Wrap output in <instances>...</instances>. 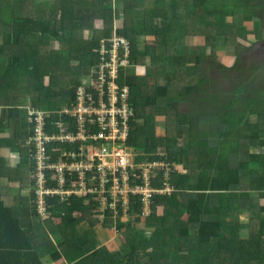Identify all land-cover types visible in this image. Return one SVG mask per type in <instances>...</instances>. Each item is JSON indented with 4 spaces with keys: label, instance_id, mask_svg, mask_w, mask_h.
<instances>
[{
    "label": "trees",
    "instance_id": "1",
    "mask_svg": "<svg viewBox=\"0 0 264 264\" xmlns=\"http://www.w3.org/2000/svg\"><path fill=\"white\" fill-rule=\"evenodd\" d=\"M113 3L0 0V105L8 107V115L17 110L18 120L28 116V107H32L48 111L47 123L71 120L61 110L75 100L85 78L97 76L92 74L100 62L101 40L109 38L117 25V34L130 45L122 81L129 85L135 113L125 143L141 152L139 159L166 161L152 185L161 189L168 183L173 188L171 194L152 197L148 216L143 215L144 204L138 195L130 198L125 217L120 206L115 217L110 207L112 198L106 192L104 219L100 218V193L67 202H60L58 197L50 199L52 216L43 223L61 219L58 227L63 233L54 258L75 249L73 254L80 264L99 260L104 264H264V153L252 148L264 147V109L258 106L255 94L264 90L261 76L256 77L264 69V60L247 64L240 56L242 50L251 47L248 38L261 36L264 27H255L254 19L262 18L264 0H123L119 8ZM135 14L142 17L140 25ZM158 20L163 21L161 26L156 25ZM98 21L103 26L97 27ZM189 37L195 44L185 43ZM145 39L150 41L147 50L152 55L148 63L140 50ZM220 41L226 48L234 45L241 50L238 54L233 51L236 61L229 69L240 74L238 82L249 93L235 99L236 103L234 95L230 100L223 95L215 100L216 93L221 92V80L214 81L204 71L205 64L217 63ZM218 64L227 68L222 60ZM181 73L184 79L179 77ZM197 93L205 109L215 107V102L222 108L229 103L226 119L211 124L207 118V132L192 141L187 135L198 123L174 110L175 118L166 128L170 124L176 128L181 121L186 127L176 134L163 130L157 117L165 114V102L169 105L182 95ZM18 98L28 107L19 109ZM25 98H30L29 102ZM252 115H259L261 120L253 122ZM214 127L216 139L214 132H208ZM50 128L47 126L48 132ZM26 145L29 156L32 146ZM59 146L51 143L48 149ZM207 171L209 174L203 173ZM136 182L142 184V179ZM30 200L31 224L42 222L34 210L32 194ZM76 211L82 212L81 217L73 216ZM85 221L116 229L120 254L98 248L94 239L82 233L79 227ZM27 264L42 263L30 255Z\"/></svg>",
    "mask_w": 264,
    "mask_h": 264
},
{
    "label": "built area",
    "instance_id": "2",
    "mask_svg": "<svg viewBox=\"0 0 264 264\" xmlns=\"http://www.w3.org/2000/svg\"><path fill=\"white\" fill-rule=\"evenodd\" d=\"M129 53L127 39L119 36L116 28L109 39L101 40L100 62L92 74L97 76L80 84L75 100L61 110L71 120L62 118L47 123V110L29 108L31 193L39 219L52 216L49 200L56 197L67 202L73 197L83 199L100 193L103 195L99 199L100 218L104 219L108 206L106 192L112 198L110 207L115 217L119 206L124 217L127 215L132 196L141 197L143 215L148 216L155 194L172 193V185L168 183L161 189L152 185L167 162L139 159L125 143L130 120L135 115L130 89L120 77L121 67L129 63ZM47 126L52 127L49 132ZM51 143L60 146L51 151L48 149ZM137 178L142 179V184L136 182Z\"/></svg>",
    "mask_w": 264,
    "mask_h": 264
},
{
    "label": "crops",
    "instance_id": "3",
    "mask_svg": "<svg viewBox=\"0 0 264 264\" xmlns=\"http://www.w3.org/2000/svg\"><path fill=\"white\" fill-rule=\"evenodd\" d=\"M101 26L97 25V27ZM182 96H184V100L190 103V107L187 106L190 110L185 113L178 110L177 112L190 117V121L195 120L198 123L195 130H191L192 133L190 135L183 132L190 140L194 141L203 135L204 132H207L204 129L207 118H209L212 124L213 121H217L222 117L217 112H212L206 114V119L202 121L199 115L196 114V107L203 105V101L198 102L199 93L196 96ZM177 100L174 102H177ZM174 102L169 105L165 102V114L163 115L171 116L168 123L175 118V109L172 105ZM194 103L196 104L192 108ZM228 105L229 103L222 105V110L226 112ZM24 106L28 107L27 103L24 104L18 98L17 107L21 109ZM7 108V106L3 108L0 105V125H2L0 126V245H3V247H0V264H14V260H16L15 264H27V259L30 255L33 259L39 258L42 264H80L79 259L74 255L76 254L75 249L72 253H68L60 258H54L59 252V244L63 241V233L58 227L61 219L56 222L55 219H52L51 222L53 223H49L48 225L43 223L46 219H42V222L38 221V223L31 224V211L29 209L32 204L30 200L32 194V168L24 147V145L27 146L28 140L25 138H29V133H31L29 118L26 116L17 120V110L11 111V118V115H8ZM159 125L163 130L166 131L167 129V132L175 134L182 132V129L186 127L182 121L180 122V126L177 123L176 128L171 124L169 128H164L161 124ZM208 132L212 135L215 131L213 128H210ZM7 140L10 142L9 145ZM181 167L182 170L185 169L184 166ZM214 167H211L212 170L209 171L212 172ZM81 215L82 212L80 211H76L73 214L75 218H79ZM50 225L52 226L50 227ZM79 230L94 239L98 248H106L113 255L118 254V251L121 249V243L117 244L115 242V232L113 229L105 228L100 223L92 226L88 221H85L80 225ZM64 231L68 233V229ZM96 264H104V262L99 260L96 261Z\"/></svg>",
    "mask_w": 264,
    "mask_h": 264
},
{
    "label": "rangeland",
    "instance_id": "4",
    "mask_svg": "<svg viewBox=\"0 0 264 264\" xmlns=\"http://www.w3.org/2000/svg\"><path fill=\"white\" fill-rule=\"evenodd\" d=\"M120 6H123V0H114V3H113V7L114 8H119ZM46 7H49V4L47 3ZM135 17L136 20H137V23L140 25L141 24V20H142V17L140 16H136L135 14ZM254 23L256 24L255 27H264V11H263V16L261 19H254ZM163 24V21L162 20H158V22H156V25L157 26H161ZM262 24V25H261ZM98 25H103V22L102 21H98ZM261 36H257V34H255L254 36L255 37H250L248 38L247 40V43H256L257 42H260V41H264V29H262V32L260 33ZM222 43V46H219L217 48V55L216 54V57L218 58V60H222L224 62V64L227 66V68L223 67V66H220L219 64L216 65L218 63V60H217V63L216 64H205L203 67H204V71L206 73H208V75L211 77V78H214V81H217L218 78H220L221 80V92H220V95L216 93L217 96L214 97V99L216 100L217 98L216 97H224L226 100H230V98L233 97L234 95V99L233 101L235 102V99H240L241 100V97H243L244 95H247L249 93V91H243L244 88H241V83L238 82L239 81V78L241 77L240 74H237L235 73L233 70L229 69V67H232V64L235 63L236 61V57L235 55H233V51L238 54L241 52L240 48L238 47H235L234 45H232L231 47L229 48H226V46L223 45V41H220ZM185 43L187 45H191V44H195V41L194 39H192V37L190 38H187L185 39ZM148 44H150V41H147V39H145L141 45V52H144V55H146L145 57V62L147 61V63L150 61L151 59V53L148 52L147 50V47H148ZM220 44V43H219ZM261 47V46H260ZM264 48V46H262ZM160 53H162L163 51H160ZM181 53H184V54H187V51L186 50H181L180 51ZM242 54V53H240ZM250 55V56H249ZM258 56V55H257ZM240 56H237V58L239 59ZM259 57V56H258ZM190 58V57H189ZM253 58V59H251ZM242 61L243 62H246L247 64H252L253 62L257 60H264V58H256L255 55H253V52H248L247 54H245L244 56L241 57ZM248 71V70H247ZM245 72V71H244ZM258 74L256 75V77H260L259 80L261 82V84L264 85V69H262L260 72H257ZM256 74V73H255ZM222 75V76H220ZM180 78L184 79L186 76L181 73V75L179 76ZM87 79V78H85ZM225 79V80H224ZM178 80V79H177ZM218 82V81H217ZM238 82V83H237ZM210 88H213V86H211ZM257 94V98H256V102L258 104V106L260 108H263L264 109V90H261L259 92V90L256 91ZM184 96H181L177 102H174L172 105L174 107L175 110H178L180 112H188L190 109L187 108V106L190 107V103L186 100L183 99ZM27 102H29L30 98H25ZM239 100V101H240ZM246 101H249L248 99H245ZM236 103V102H235ZM196 103H194L192 105V108L195 106ZM238 104V103H237ZM223 108L221 107L220 104H217V102H215V107H209L208 109H205L204 107H202V105H199L196 107V114L199 115L200 119L202 121H204L206 119V113H212V112H217V111H220L222 110ZM223 111V112H222ZM221 111V114L218 113V115L220 117H222L223 119H226V117L228 116V113L225 112V110H222ZM175 117V115H174ZM171 116L169 115H161L157 118V123L161 124L164 128L167 127V122L170 120ZM233 116H230V120L232 121L233 120ZM251 120L253 122L255 121H260L261 120V117L259 115H252L251 116ZM215 122V121H214ZM263 122H264V119H263ZM215 128L214 127V131H215ZM217 133L214 132V138L216 139L217 137ZM254 151L256 152H264V148L262 147H252ZM137 156H139L141 154V152L135 150L134 152ZM140 159H146V157H141ZM236 162V161H234ZM108 163V162H107ZM204 174H209V172H203ZM244 187H247V184L245 183L244 184ZM248 190V188L246 189ZM252 192V191H251ZM255 192L253 193L252 192V195L255 196ZM230 215H232V212L230 213ZM244 222H246L247 220H243ZM113 231L115 232V239H116V243L117 244H120L121 241L117 235V231L116 229H113ZM120 253V251H118V254Z\"/></svg>",
    "mask_w": 264,
    "mask_h": 264
},
{
    "label": "flooded vegetation",
    "instance_id": "5",
    "mask_svg": "<svg viewBox=\"0 0 264 264\" xmlns=\"http://www.w3.org/2000/svg\"><path fill=\"white\" fill-rule=\"evenodd\" d=\"M262 46H264V41H260V42L256 41V43L252 42L251 47L242 50V52H241L242 54H240V56L242 57L245 54H247L248 52H250V54H251V52H253V55H255L256 58H259V57L264 58V48ZM220 76H222V75H220Z\"/></svg>",
    "mask_w": 264,
    "mask_h": 264
},
{
    "label": "clouds",
    "instance_id": "6",
    "mask_svg": "<svg viewBox=\"0 0 264 264\" xmlns=\"http://www.w3.org/2000/svg\"><path fill=\"white\" fill-rule=\"evenodd\" d=\"M115 25H116V24H115ZM102 26H103V25H102ZM114 28H116V30H117V25H116ZM114 28H113V29H114ZM111 36H112V35H111ZM111 36H110V37H111ZM110 37H109V38H110ZM109 38H106V39H109ZM128 64H129V63H128ZM128 64L123 65V66L121 67V72H120V77H121V78H122V69H123L125 66H127ZM121 78H120V79H121ZM120 79H119V80H120ZM128 87H129V85H128ZM129 89H130V88H129ZM130 102H131V94H130ZM131 105H132V104H131ZM132 107H133V106H132ZM260 147H261V146H260ZM262 148H264V147H262ZM258 152H259V151H258ZM260 152H261V151H260ZM261 153H264V152L262 151Z\"/></svg>",
    "mask_w": 264,
    "mask_h": 264
}]
</instances>
